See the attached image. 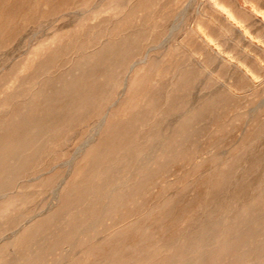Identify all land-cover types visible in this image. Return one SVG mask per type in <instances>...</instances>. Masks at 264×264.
<instances>
[{"label": "rangeland", "instance_id": "374dc122", "mask_svg": "<svg viewBox=\"0 0 264 264\" xmlns=\"http://www.w3.org/2000/svg\"><path fill=\"white\" fill-rule=\"evenodd\" d=\"M222 1L0 0V264H264V47Z\"/></svg>", "mask_w": 264, "mask_h": 264}, {"label": "bare ground", "instance_id": "6f19581e", "mask_svg": "<svg viewBox=\"0 0 264 264\" xmlns=\"http://www.w3.org/2000/svg\"><path fill=\"white\" fill-rule=\"evenodd\" d=\"M214 1V0H213ZM234 1V0H233ZM260 1V0H259ZM258 1V3H259V5H260V3L262 2V0H261V2H259ZM244 2V4L245 3H247V2H250V8H247L246 7V5H244V4H239L238 2H237V0H235L234 2H229V3H227V2H224V1H222L220 4H219V6L221 7V9L224 11V14L227 16V19L229 20V22L233 25V27L235 28V29H237L241 34H242V36L247 40V41H249V42H252V43H255V45H258V46H260V47H264V6H261V7H257L256 5H255V3H253L251 0H244L243 1ZM242 2V3H243ZM264 2V1H263ZM262 4V3H261ZM264 4V3H263ZM262 4V5H263ZM181 9H183V8H181ZM183 10H180V13L182 12ZM178 14H179V12H178ZM181 15V14H180ZM175 16V15H174ZM183 16L184 15H182L181 17L183 18ZM180 17V16H179ZM222 17V16H221ZM177 18V17H176ZM181 19V18H180ZM177 20V19H176ZM181 20H183V19H181ZM180 20V21H181ZM179 21V22H180ZM177 22V21H176ZM197 22V21H196ZM174 23V22H173ZM173 23H172V25H173ZM171 25V26H172ZM179 25V24H178ZM175 27V26H174ZM174 27H173V30H176V29H174ZM204 28V27H203ZM229 28V27H228ZM177 29H179L178 27H177ZM173 30L171 29V32H173ZM198 30H200V29H198ZM228 30V29H227ZM176 31H178V30H176ZM229 31V30H228ZM230 32H234L235 33V31H230ZM172 34V33H171ZM170 34V35H171ZM174 35V34H173ZM197 35V34H196ZM203 35V34H202ZM206 35V34H205ZM165 36V35H164ZM199 36V35H198ZM166 37V36H165ZM165 37H164V39L163 40H165ZM168 37L169 36H167L166 38H167V40H170V39H168ZM204 37H206V36H204ZM224 37V36H223ZM237 37H238V35H237ZM236 37V38H237ZM163 38V37H162ZM162 38H161V40H162ZM209 39L208 40H210V41H214V39L213 38H211V37H208ZM222 38V37H221ZM225 38V37H224ZM226 38H227V36H226ZM242 37H240V39H241ZM232 39V38H231ZM201 41H202V39H200ZM205 40H206V38H205ZM221 40V39H220ZM230 40V39H229ZM239 40V39H238ZM237 40V41H238ZM209 41V42H210ZM225 41H228V40H225ZM245 41V40H244ZM243 41V42H244ZM158 42H160V41H158ZM230 42L231 41H228L227 43H229L230 44ZM211 43H213V42H211ZM226 43V44H227ZM160 43H158V45H159ZM213 44H215V45H218V43H213ZM238 44H239V42H238ZM153 45V44H152ZM155 45H157V43L156 44H154V47H155ZM163 45H165V43L163 44ZM166 45H167V43H166ZM165 45V46H166ZM212 45V44H211ZM149 46V45H148ZM162 46V45H161ZM164 46V47H165ZM240 46H242V44L241 45H239V48H240ZM245 46H250L249 44H245ZM147 47V46H146ZM160 47V46H159ZM212 47H214V46H212ZM216 47V46H215ZM244 47V46H243ZM148 48V47H147ZM210 48V47H209ZM244 48H246V47H244ZM149 49V48H148ZM233 49H235V48H233ZM264 49V48H263ZM146 50V49H145ZM204 50V49H203ZM239 50V49H238ZM237 50V51H238ZM217 51H219V50H217ZM223 51V53L221 54L222 55V57H226L227 59H230V58H233V59H235L239 64H236L235 66H237L238 67V69H239V71H240V73H241V75L245 78V79H247V80H252V79H254V81H255V79L257 78V74H256V72L251 68V66L247 63V62H242V61H240V59H239V57H236V56H234V55H228V52L229 51H227L226 49L224 50H222ZM221 51V52H222ZM240 51V50H239ZM251 51H253V49H251V48H249V49H245V53L247 54V56L250 58V59H252L253 61H256L257 63H259V64H262L261 62V59L258 57V55H257V53H255L254 51L253 52H251ZM220 52V51H219ZM220 52V53H221ZM145 53V52H144ZM143 53V54H144ZM237 53V52H236ZM239 54V53H238ZM221 55H220V57L218 56V58H222L221 57ZM215 58H217V57H215ZM143 59V58H142ZM142 59H140V60H142ZM216 60V59H215ZM218 60H220V59H218ZM217 61V60H216ZM216 61H215V63H213L214 65L216 64ZM134 63H136L135 62V60L133 61ZM264 62V61H263ZM134 63L132 64V65H134ZM230 63V62H229ZM231 63H233V62H231ZM131 65V66H132ZM136 65V64H135ZM134 65V66H135ZM214 65H212L211 64V66H212V69L214 68L213 66ZM231 65V64H230ZM234 65V64H233ZM130 66V67H131ZM216 67V66H215ZM128 68V67H127ZM133 68V67H132ZM229 68V67H228ZM231 68V67H230ZM229 68V69H230ZM131 69V68H130ZM228 70V69H227ZM206 71V70H205ZM229 71V70H228ZM206 73H207V71H206ZM229 73V72H228ZM234 74V73H233ZM224 77H228L227 76V74H226V76H224ZM231 77H232V75H231ZM235 77V76H234ZM260 77V76H259ZM258 79V78H257ZM262 79V78H261ZM197 81V80H196ZM259 81V80H258ZM124 82H125V80H124ZM124 82H122V83H124ZM219 82H221V81H219ZM223 82V81H222ZM256 84V83H255ZM123 85V84H122ZM215 85H217V84H215ZM218 85H220V84H218ZM216 86V88H218L219 86ZM253 85V84H252ZM194 86H196L195 85V82H194V84H193V87L192 88H194ZM213 88H215V87H213ZM213 88H210V89H213ZM195 89V88H194ZM196 89H197V87H196ZM249 89V88H248ZM191 91H192V89H190ZM215 90H217V89H215ZM244 90V89H243ZM246 90V89H245ZM190 91V92H191ZM195 91V90H194ZM214 91V90H213ZM210 93H213V92H209V94ZM232 93V92H231ZM248 93V92H247ZM214 94V93H213ZM207 95V94H206ZM205 95V96H206ZM238 95V94H237ZM191 96H193L192 94H190V97ZM194 97V96H193ZM196 97V96H195ZM189 98V97H188ZM193 98H191L190 100H192ZM207 99V98H206ZM194 100V99H193ZM199 101H200V99H199ZM198 101V102H199ZM261 101V100H260ZM188 103L190 102V101H187ZM193 102H195V101H193ZM197 102V101H196ZM202 102V101H201ZM192 103V102H191ZM259 103V102H258ZM187 104V103H186ZM260 104V103H259ZM194 105V104H193ZM249 105V104H248ZM189 107L188 108H190V106L191 105H188ZM197 106H198V104H197ZM258 106V105H257ZM187 107V106H186ZM202 107V106H201ZM246 107H247V105H246ZM184 108V107H183ZM187 108V109H188ZM240 108V107H239ZM245 109H248V108H245ZM252 109H256V107L255 108H253L252 107ZM182 110V109H181ZM250 110H251V108L249 109V112H250ZM188 111V110H187ZM186 111V112H187ZM251 113V112H250ZM177 114H179V116H181V115H183V113L182 114H180V113H177ZM177 114H176V116H177ZM104 115V114H103ZM173 115H175V114H173ZM244 115H246V114H244ZM170 116H172V115H170ZM243 116V115H242ZM103 118V117H102ZM168 118V116L166 117V119ZM171 118V117H170ZM172 118H174V120H175V117L174 116H172ZM205 118V117H204ZM173 120V121H174ZM98 122H99V119L97 120ZM166 121V120H165ZM97 122V123H98ZM168 122H170V120H168ZM172 122V121H171ZM95 123H96V121H95ZM93 124H94V122H93ZM166 124H168V123H166ZM173 124V123H172ZM95 125H97V124H95ZM175 125V124H174ZM91 126V125H90ZM167 126H169V125H167ZM97 127V126H96ZM97 129V128H96ZM92 132V131H91ZM185 132V131H184ZM94 133V132H93ZM96 133V132H95ZM184 134V133H183ZM185 135V134H184ZM166 137V136H165ZM87 138V137H86ZM186 138V137H185ZM89 141H91V139L89 140ZM152 141V140H151ZM150 141V142H151ZM85 142V141H84ZM86 144V143H85ZM80 145V144H79ZM84 146V145H83ZM82 146V147H83ZM87 146V145H86ZM85 148V147H84ZM81 149H83V148H81ZM80 150V149H79ZM83 151V150H82ZM146 151H148V150H146ZM75 152H77L76 151V149H75V151H74V155L76 156V154L77 153H80V152H77L76 154H75ZM78 155V154H77ZM69 158V157H68ZM72 158H73V156H72ZM71 158V159H72ZM136 158H138V157H136ZM140 158V157H139ZM70 159V158H69ZM69 161V160H68ZM71 162V161H70ZM68 170V169H67ZM64 174V173H63ZM37 176V175H36ZM63 178V177H62ZM115 186V185H114ZM263 186V185H262ZM55 187V186H54ZM57 187V186H56ZM51 189H53V188H51ZM55 189V188H54ZM57 189V188H56ZM59 190V189H58ZM113 190V189H112ZM6 191H10V190H6ZM56 191V190H55ZM4 191H3V189H0V196H2V195H4V193H3ZM53 192V191H52ZM58 191H56V193H57ZM52 196H54V192H53V195ZM55 196H57L56 194H55ZM7 197V196H6ZM58 197V196H57ZM5 199H7V198H5ZM54 201V200H53ZM57 201V200H56ZM9 205H10V202H5V203H1L0 204V211H7L8 210V208H9ZM42 209V208H41ZM50 209V208H49ZM49 209H46V210H48L49 211ZM39 211V210H38ZM34 213V212H33ZM32 213V214H33ZM34 214H36V213H34ZM33 214V215H34ZM31 215V214H30ZM102 215V214H101ZM7 218V217H6ZM28 218V217H27ZM93 220V219H92ZM27 221V220H26ZM26 221H24V222H26ZM76 227V226H75ZM15 228H17V227H15ZM89 230V229H88ZM85 231H87V230H85ZM12 232V231H11ZM80 233V232H79ZM13 234H14V232H13ZM73 236V235H72ZM13 238V237H12ZM30 238V237H29ZM69 238H70V236H69ZM68 238V239H69ZM71 239V238H70ZM7 240V239H6ZM5 240V241H6ZM65 240H66V238H65ZM10 241H11V239H10ZM64 242V241H63ZM62 242V243H63ZM62 243H61V245H62ZM31 244V243H30ZM12 246V245H14L13 244V242H11L10 244H8V246ZM23 245V244H22ZM22 245H21V247H22ZM25 245H27L28 246V243L26 244L25 243ZM225 245V244H224ZM74 246V245H73ZM163 246V245H162ZM33 247V246H32ZM31 247V248H32ZM40 247V246H39ZM38 247V249H37V251L40 249ZM62 247V246H61ZM67 247H68V245H67ZM72 247V246H71ZM62 248H64V246L62 247ZM25 249H27V248H25ZM34 250V249H33ZM37 251H35L34 250V252L36 253ZM70 251V250H69ZM69 251H67V252H69ZM29 252V251H28ZM28 252H26V253H28ZM66 252V251H65ZM73 252H75L74 250H73ZM23 253H24V251H23ZM33 254V253H32ZM39 254V253H38ZM0 255H1V252H0ZM19 255V254H18ZM41 255V254H40ZM38 256V255H37ZM36 256V259H39L38 257ZM17 257V256H16ZM19 258H14V259H12V260H10V261H12V264H18L23 258H25V256H18ZM29 257H31V255H29ZM28 258V257H27ZM28 260H29V258H28ZM30 260H32V258H30ZM26 261V260H25ZM33 261H34V259H33ZM38 261V260H37ZM39 262V261H38ZM20 263H22V262H20ZM29 263H32V261L31 262H29ZM53 263V262H52ZM51 263V264H52ZM26 264V263H25ZM28 264V263H27ZM37 264V263H36ZM54 264V263H53Z\"/></svg>", "mask_w": 264, "mask_h": 264}]
</instances>
